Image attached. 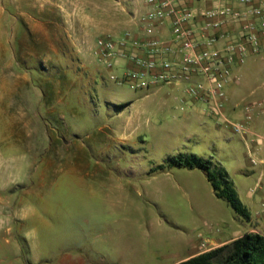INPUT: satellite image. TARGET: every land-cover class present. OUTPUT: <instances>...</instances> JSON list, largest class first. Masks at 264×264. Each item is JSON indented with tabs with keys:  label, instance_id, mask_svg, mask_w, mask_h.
Listing matches in <instances>:
<instances>
[{
	"label": "rangeland",
	"instance_id": "1",
	"mask_svg": "<svg viewBox=\"0 0 264 264\" xmlns=\"http://www.w3.org/2000/svg\"><path fill=\"white\" fill-rule=\"evenodd\" d=\"M143 12L142 0H0V264H175L247 225L202 171L167 164L178 155L220 167L260 211L243 142L202 104L117 85L97 62L96 40ZM236 74L234 102L264 105V52Z\"/></svg>",
	"mask_w": 264,
	"mask_h": 264
},
{
	"label": "built area",
	"instance_id": "2",
	"mask_svg": "<svg viewBox=\"0 0 264 264\" xmlns=\"http://www.w3.org/2000/svg\"><path fill=\"white\" fill-rule=\"evenodd\" d=\"M142 1L134 31L96 40L97 62L117 85L181 88L189 104H202L217 126L243 142L249 165L258 170L248 194L258 195L264 190V129L254 131L253 123L264 121V105L242 102L243 117L236 121L228 119L225 108L227 87L239 82L236 72L264 52V0ZM121 66V77L112 74ZM206 244L200 243L202 251Z\"/></svg>",
	"mask_w": 264,
	"mask_h": 264
},
{
	"label": "trees",
	"instance_id": "3",
	"mask_svg": "<svg viewBox=\"0 0 264 264\" xmlns=\"http://www.w3.org/2000/svg\"><path fill=\"white\" fill-rule=\"evenodd\" d=\"M167 164L202 171L214 196L226 202L235 214L248 219V213L239 202L232 182L220 167L212 165L209 160L194 155L171 157L167 159ZM159 168L162 169V166ZM178 264H264V236L244 234L229 245L200 254Z\"/></svg>",
	"mask_w": 264,
	"mask_h": 264
},
{
	"label": "crops",
	"instance_id": "4",
	"mask_svg": "<svg viewBox=\"0 0 264 264\" xmlns=\"http://www.w3.org/2000/svg\"><path fill=\"white\" fill-rule=\"evenodd\" d=\"M228 92V102L225 108L226 116L228 119L236 121L239 120L243 117V112L241 110V104L242 102L245 103L246 101H239V102H234L235 98V92L236 88L232 87L231 85L227 87ZM264 95V94H262ZM261 95V96H262ZM251 102H255L251 101ZM262 129H264V121L261 119H256L255 122L253 123V130L257 132H261ZM264 155V153H262ZM258 171V170H257ZM258 177V174H257ZM260 197V211L255 212L253 214L255 216V219H252V216L250 213H248V219H245L248 223L247 225H236L234 227H229L226 232H220L217 235H215L211 239H206L207 241V248L206 250L202 251L201 248L199 247L200 244H195L191 247H188L186 250L187 253H185V257L178 260L175 264H178L180 262L186 261L190 258H193L195 256H198L200 254L212 251L214 249L220 248L225 245L231 244L233 241L236 239L242 237L244 234H254L253 230L255 229L260 236H264V208H261V204L264 203V190H262L258 195L251 197L248 193L246 195V200H247V205H249V208L252 205V201L256 198ZM252 211V208H251ZM7 264H14L13 262H7ZM61 264H76L72 261L69 260H62Z\"/></svg>",
	"mask_w": 264,
	"mask_h": 264
}]
</instances>
